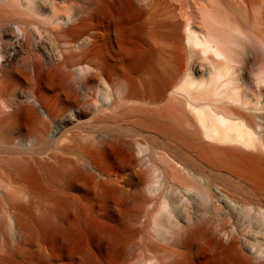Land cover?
Returning a JSON list of instances; mask_svg holds the SVG:
<instances>
[{
	"label": "rangeland",
	"instance_id": "rangeland-1",
	"mask_svg": "<svg viewBox=\"0 0 264 264\" xmlns=\"http://www.w3.org/2000/svg\"><path fill=\"white\" fill-rule=\"evenodd\" d=\"M128 2L143 16L149 57L137 68L112 61L121 74L109 77L116 68L101 71L103 59L81 52L88 28L100 23L89 21L94 0H0V264H217V256L196 259L182 246L179 235L194 226L243 264H264V205L216 175L264 193V176L251 172L264 159V84L242 50L223 78L231 85H213V54L187 42L188 33L203 42L220 28L264 40V0ZM70 28L84 32L71 48L63 38ZM18 66L30 77L32 66L56 68L66 94L57 101L46 86L42 94L10 88L7 73ZM176 71L172 88L151 104L150 82ZM231 100L241 115L220 125L223 137L208 139L207 106ZM16 102L32 112L21 125L9 118ZM120 157L134 175L120 172ZM29 165L37 173L22 175ZM109 180L126 197L119 216L102 198Z\"/></svg>",
	"mask_w": 264,
	"mask_h": 264
},
{
	"label": "bare ground",
	"instance_id": "bare-ground-1",
	"mask_svg": "<svg viewBox=\"0 0 264 264\" xmlns=\"http://www.w3.org/2000/svg\"><path fill=\"white\" fill-rule=\"evenodd\" d=\"M142 18V14L139 15L136 13L128 0H94V3H92L90 7L89 21H97L100 23L88 28L93 33L89 34L90 42L88 49L81 51L84 59L90 60L96 57L103 59L101 62L103 68L99 69L101 71H108L109 69L114 70L116 67L113 68V66L108 64L112 63V61L120 62L119 65L123 67L132 66L137 68L142 65L149 57L150 52L148 36L141 24ZM139 20L140 23L138 22ZM160 26L162 29L166 30L167 36H173L181 41V37L174 27H171L168 23H161ZM83 34L84 32L80 29L70 28L64 32V42L71 48ZM187 42L188 44L202 47L205 51L213 54L215 58L212 62L214 68L213 72H217L212 80L213 85L219 84L223 89L231 85L230 81H225L223 78L226 75L228 65L233 62L234 57L242 50H246L249 53V56L257 66L258 72H256V79L264 84V40L252 44L249 40L245 39L241 33H238L237 30L220 28L216 31L212 30L209 37L203 42L196 41L192 35L188 33ZM70 60L71 58L67 63H69ZM32 67V77L29 76L25 66L11 68L7 73L10 88L24 90L30 86H34V94H42L44 86H46L53 98L60 101L61 95L66 93L61 90L56 83V68ZM168 71L170 72V70ZM155 72L158 71L155 70ZM120 74L121 72H118L116 68L115 72H109V77ZM157 76L158 79L150 82L148 98L151 104L160 102L167 90L172 88L176 81L177 71L168 76L160 74H157ZM128 91L130 94H133L134 87L130 86ZM236 102L237 100H231L230 103L222 102L213 109L207 106L209 123H211L213 127L206 133L208 139L214 138V136L219 138L223 137L225 129H219L220 125L225 119L239 117L241 115L239 107L235 105L237 104ZM31 114L32 112L28 107L18 103L14 114L9 118L14 124L21 125V117H29ZM115 164L121 170V173L129 172L130 175L136 173L133 164L125 157L117 158ZM194 164L195 162L192 158L186 157V165L189 169L195 167ZM257 166L258 167L252 166L251 172L257 176H264V159L258 160ZM37 171L38 169L29 165L26 170L23 171L22 175L31 176L37 173ZM113 182L111 180L108 181L110 185H106L104 188L102 198L114 203L117 209L116 214L119 216V208L121 204L125 203L126 197L121 193L124 191L121 190L120 192L113 186ZM136 209L139 211V205L136 206ZM59 227V225L49 224L47 225V230L49 232H57ZM179 236H182V246L187 251V254H193L196 259L202 258L208 261L212 256H217V264H243L239 255L234 253L230 247L215 243L203 226H194L192 229L186 230ZM191 250H193V252Z\"/></svg>",
	"mask_w": 264,
	"mask_h": 264
},
{
	"label": "water",
	"instance_id": "water-1",
	"mask_svg": "<svg viewBox=\"0 0 264 264\" xmlns=\"http://www.w3.org/2000/svg\"><path fill=\"white\" fill-rule=\"evenodd\" d=\"M127 174H129V172H127ZM216 175L220 177L219 181L221 183L227 184V187H229L231 192H235L237 195L243 196V197L244 196L255 197V198H257L255 203H259V204L264 205V193H258V195L254 196V194H252L249 190L241 188L240 186H238L234 182L230 181L225 174L221 173V174H216Z\"/></svg>",
	"mask_w": 264,
	"mask_h": 264
}]
</instances>
